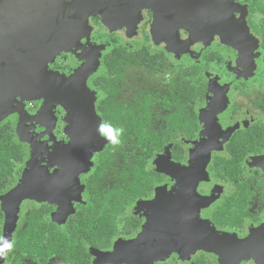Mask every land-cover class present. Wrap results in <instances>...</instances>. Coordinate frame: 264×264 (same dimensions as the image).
<instances>
[{
	"label": "flooded vegetation",
	"instance_id": "af4514ba",
	"mask_svg": "<svg viewBox=\"0 0 264 264\" xmlns=\"http://www.w3.org/2000/svg\"><path fill=\"white\" fill-rule=\"evenodd\" d=\"M88 3L0 0V80L16 90L0 119L1 264H223L161 232L176 216L236 240L264 228V0ZM87 58L93 126L43 93Z\"/></svg>",
	"mask_w": 264,
	"mask_h": 264
},
{
	"label": "water",
	"instance_id": "95a60500",
	"mask_svg": "<svg viewBox=\"0 0 264 264\" xmlns=\"http://www.w3.org/2000/svg\"><path fill=\"white\" fill-rule=\"evenodd\" d=\"M90 3V2H89ZM89 3L87 0H79V5L82 6V10L87 11L89 9ZM83 22V21H82ZM98 58H87L71 75L67 77H59L56 79L47 78V83L43 88V93L49 95L52 101L55 102L62 100L67 109L66 119L70 124L75 123V110L78 109L86 116V123L89 126L95 124L94 119L96 117L94 109V95L87 87V77L97 68ZM6 78L0 80V119L12 106V99L16 95V90L6 87ZM79 93L78 105L73 102L72 92ZM69 151L73 150L76 146H68ZM23 187V186H22ZM179 230H173L170 228L162 231L165 242H179L187 243L190 247L196 249H205L217 252L222 256L223 264L236 263L240 260H247L254 258L256 261L264 264V228L259 230L256 234L247 237L246 239L236 240L227 236H216L214 233L208 230L202 221L199 222L201 227L192 228L187 225L182 218L176 216ZM152 231L144 234V236L135 243L134 246L143 244ZM117 249V248H116ZM115 249V250H116ZM114 250V251H115ZM119 256L118 249L113 254H106L105 258L112 262H118L115 260Z\"/></svg>",
	"mask_w": 264,
	"mask_h": 264
},
{
	"label": "clouds",
	"instance_id": "9594fccd",
	"mask_svg": "<svg viewBox=\"0 0 264 264\" xmlns=\"http://www.w3.org/2000/svg\"><path fill=\"white\" fill-rule=\"evenodd\" d=\"M99 131L105 136L106 139L110 140L113 144L119 143L118 136L123 133L122 128L113 129L110 125L102 124L99 126ZM0 239H3L0 237ZM14 241L8 242L6 239L0 245V259L5 258V253H10L13 250Z\"/></svg>",
	"mask_w": 264,
	"mask_h": 264
},
{
	"label": "rangeland",
	"instance_id": "374dc122",
	"mask_svg": "<svg viewBox=\"0 0 264 264\" xmlns=\"http://www.w3.org/2000/svg\"><path fill=\"white\" fill-rule=\"evenodd\" d=\"M91 59V58H90ZM99 62V61H98ZM98 65V64H97ZM26 178H23V180H25ZM22 180V181H23ZM11 195H13V194H11ZM6 205H8V204H6ZM203 223H204V225L208 228V230L209 231H213L214 229L212 228V226L206 221V220H201ZM6 222H8L7 220H6ZM4 232H6V230L4 231ZM253 232V231H252ZM251 232V233H252ZM8 236H6V234H4L3 235V239L1 240V243H0V245H2V243L4 242V240L6 239L7 241H9L8 240V238H7ZM132 241H128V242H126L125 244L126 245H129L130 243H131ZM118 249V252H119V258H117V259H115V260H121L122 258H121V255L122 254H120V243H118V244H116L115 246H114V249L112 250V251H110V252H107L106 254L108 255V254H113V253H115V251ZM116 249V250H115ZM115 250V251H114ZM195 250H198V249H196V248H194V247H190V249L189 250H186V251H189V253H194L195 252ZM154 254H155V256L157 257L158 256V258H161L162 256H163V254H164V251H155V252H153ZM188 253V254H189ZM168 254H169V252H168ZM216 255H219L217 252L215 253ZM106 256V255H105ZM220 256V255H219ZM105 260H106V262H112L111 260H109V259H107V258H105ZM154 260V259H153ZM221 262H222V260H221ZM113 263V262H112ZM0 264H1V261H0ZM56 264V263H55ZM116 264H118V263H116Z\"/></svg>",
	"mask_w": 264,
	"mask_h": 264
},
{
	"label": "trees",
	"instance_id": "16d2710c",
	"mask_svg": "<svg viewBox=\"0 0 264 264\" xmlns=\"http://www.w3.org/2000/svg\"><path fill=\"white\" fill-rule=\"evenodd\" d=\"M10 155L8 153H0V175L5 174L10 168Z\"/></svg>",
	"mask_w": 264,
	"mask_h": 264
}]
</instances>
